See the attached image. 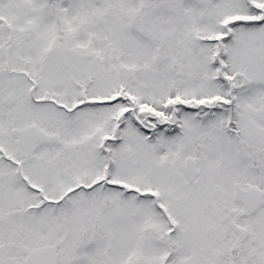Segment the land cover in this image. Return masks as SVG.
<instances>
[{
  "label": "snow or ice",
  "instance_id": "1",
  "mask_svg": "<svg viewBox=\"0 0 264 264\" xmlns=\"http://www.w3.org/2000/svg\"><path fill=\"white\" fill-rule=\"evenodd\" d=\"M0 264H264V0H0Z\"/></svg>",
  "mask_w": 264,
  "mask_h": 264
}]
</instances>
